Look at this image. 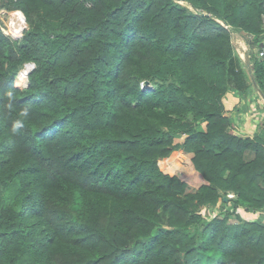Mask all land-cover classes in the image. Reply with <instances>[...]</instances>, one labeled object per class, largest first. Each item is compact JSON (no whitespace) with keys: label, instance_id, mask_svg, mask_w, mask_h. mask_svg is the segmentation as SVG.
Here are the masks:
<instances>
[{"label":"trees","instance_id":"1","mask_svg":"<svg viewBox=\"0 0 264 264\" xmlns=\"http://www.w3.org/2000/svg\"><path fill=\"white\" fill-rule=\"evenodd\" d=\"M184 1L0 0L28 23L0 25V264H264V137L224 104L252 85L234 35L264 94V0ZM175 149L205 184L161 169Z\"/></svg>","mask_w":264,"mask_h":264},{"label":"rangeland","instance_id":"2","mask_svg":"<svg viewBox=\"0 0 264 264\" xmlns=\"http://www.w3.org/2000/svg\"><path fill=\"white\" fill-rule=\"evenodd\" d=\"M181 4L184 5L185 7L189 8V10H191V11L193 10L189 4H187V3H181ZM15 12H17V11H15ZM15 12H7L5 10L1 11L0 12V25H1V28H2L3 32L6 35L10 36L14 40H20L22 38L23 34H24V31L28 28V23H27V20H26V26L23 29V31H22L20 36L14 35L13 32H12L11 21H12L13 13H15ZM20 12L24 15V13L22 11H20ZM239 42L240 43L242 42L241 37L237 36V35H234L233 43L235 45V50H236L237 54H238ZM250 64H251V61H250ZM26 66H27V64L24 67H22L21 71ZM19 75H20V73H19ZM19 75H18V77H19ZM18 77L16 79L15 85L17 87L21 88V89L28 88L29 79H28V85H21L19 83V78ZM144 85H146V84H143V86ZM248 98H249L248 100H250V101H255L257 99V97L254 98L253 95H249ZM225 109H226V107H225ZM235 109L232 110V112L234 111V120L238 118L236 116H237V113L239 112V111L235 112L236 111ZM246 114L251 115L255 119L257 118L258 122H261L260 123L261 128L264 129V104L262 103V101H260V103H259V108L255 109V110H254V108H249L248 111L246 112ZM229 115L232 118L233 115H231V114H229ZM259 132H257V130H256V132L254 133V136H259ZM261 135L264 136V130L261 133ZM186 137L187 136L184 135V134H176L175 137H174V141H175L176 144H182V143L185 142ZM192 157H193L192 154H188L185 151H183L182 149H175L173 151V153L168 158L162 159L160 161V167L165 173L170 174V175H176L180 179L185 181L191 188H196L197 189L201 185L205 184L206 181L200 175V173H198L196 171V169L194 168V165L192 163ZM0 190H1V188H0ZM230 195H233V194H229L228 195V199L232 198ZM229 208L230 209L232 208V202H228L225 205L222 202V200H220L219 203L216 206H211V207H209L207 209L206 216L211 218L217 212H221L223 209L227 210ZM248 219L251 220V221H257V220L260 221L261 220V219H258L256 216H250V215H248ZM232 222L233 223H238V221L235 218H232Z\"/></svg>","mask_w":264,"mask_h":264},{"label":"crops","instance_id":"3","mask_svg":"<svg viewBox=\"0 0 264 264\" xmlns=\"http://www.w3.org/2000/svg\"><path fill=\"white\" fill-rule=\"evenodd\" d=\"M242 39V38H241ZM243 45V46H242ZM238 55L240 56L241 60L245 63L247 72H249V66L248 62L250 61V47L246 44V42L242 39V42H239L238 47ZM251 68L252 64H250ZM254 73V72H253ZM252 80V79H251ZM257 95H256V94ZM249 95H253L254 98L257 97L255 101L248 100ZM262 101L264 104V98L261 95V91L259 90L256 82L252 81L251 87L247 90L246 93H241L238 90L235 89H229L225 98H224V104L227 110V116L230 117L229 114L233 115L232 118L230 117L231 121V131L240 137H254V133L259 132V136L263 132V128H261L260 123L258 122V119L253 118L251 115L246 114L249 108L257 109L259 108V103ZM236 108V109H235ZM237 113L238 117L234 120V111ZM253 133V134H252ZM261 137H264L261 135Z\"/></svg>","mask_w":264,"mask_h":264},{"label":"bare ground","instance_id":"4","mask_svg":"<svg viewBox=\"0 0 264 264\" xmlns=\"http://www.w3.org/2000/svg\"><path fill=\"white\" fill-rule=\"evenodd\" d=\"M25 26H26V22L24 20L23 14L20 11L13 13V17L11 21V27H12L13 34L16 36H20ZM30 70L31 68L28 65L20 72V75L18 78H19V83L21 85H28V74Z\"/></svg>","mask_w":264,"mask_h":264},{"label":"clouds","instance_id":"5","mask_svg":"<svg viewBox=\"0 0 264 264\" xmlns=\"http://www.w3.org/2000/svg\"><path fill=\"white\" fill-rule=\"evenodd\" d=\"M7 97H8V105L7 107L9 109H12L13 105H14V100H13V95L11 92H9L7 94ZM29 110H30V106H25L23 107L22 109L19 110L18 112V115H17V118L12 122V126H11V132L13 134H17L19 133V131L24 128L25 126V120L28 119L30 116H29Z\"/></svg>","mask_w":264,"mask_h":264},{"label":"built area","instance_id":"6","mask_svg":"<svg viewBox=\"0 0 264 264\" xmlns=\"http://www.w3.org/2000/svg\"><path fill=\"white\" fill-rule=\"evenodd\" d=\"M257 55H258V58L261 59V60H264V44H262L261 48L258 49L257 51ZM232 198L235 197V195H230ZM232 210V208H231ZM219 213V212H217ZM249 215L250 216H256L258 219H261L264 221V213H261L260 211L258 212H249Z\"/></svg>","mask_w":264,"mask_h":264},{"label":"water","instance_id":"7","mask_svg":"<svg viewBox=\"0 0 264 264\" xmlns=\"http://www.w3.org/2000/svg\"><path fill=\"white\" fill-rule=\"evenodd\" d=\"M175 1L178 2V3H180V4L185 2L184 0H175ZM192 8H193V6H192ZM23 17H24V20H25V22H26V17H25L24 15H23ZM28 65H29L30 68H31V70L29 71V74H28V77H29L31 71L35 68V64H34V63H28L27 66H28ZM248 66H249V72L251 73V79H252L253 82H256V81H255L254 74H253V69H252L251 66H250V61L248 62ZM261 95H262V97L264 98V94L261 93ZM224 201H227V198H224Z\"/></svg>","mask_w":264,"mask_h":264}]
</instances>
